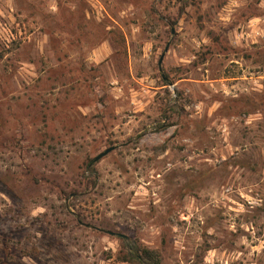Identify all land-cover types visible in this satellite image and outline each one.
<instances>
[{"label": "rangeland", "instance_id": "374dc122", "mask_svg": "<svg viewBox=\"0 0 264 264\" xmlns=\"http://www.w3.org/2000/svg\"><path fill=\"white\" fill-rule=\"evenodd\" d=\"M0 264H264V0H0Z\"/></svg>", "mask_w": 264, "mask_h": 264}, {"label": "water", "instance_id": "95a60500", "mask_svg": "<svg viewBox=\"0 0 264 264\" xmlns=\"http://www.w3.org/2000/svg\"><path fill=\"white\" fill-rule=\"evenodd\" d=\"M168 48V43L165 45L164 49H163V52L160 54V57L158 59V65H159V68H160V63L162 61V57H163V54L164 52L167 50ZM113 147L112 146H109L107 148H105L103 151L99 152L97 155H95L92 160H91V163L92 162H95L97 161L98 159H100L102 156H104L105 154H107L110 150H112ZM87 226H90V225H87ZM106 233L108 234H111V235H119V236H124L123 234L121 233H117V232H114L112 230H104Z\"/></svg>", "mask_w": 264, "mask_h": 264}]
</instances>
